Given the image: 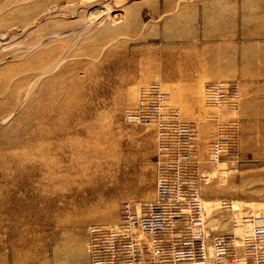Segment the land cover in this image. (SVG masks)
I'll return each mask as SVG.
<instances>
[{"label":"rangeland","instance_id":"obj_1","mask_svg":"<svg viewBox=\"0 0 264 264\" xmlns=\"http://www.w3.org/2000/svg\"><path fill=\"white\" fill-rule=\"evenodd\" d=\"M23 1L0 0V264H93L126 202L155 197L158 165L175 152L161 150L156 122L131 118L152 85L205 140L208 230L247 254L264 165L211 158L245 119L250 143L264 141L252 114L264 109V0ZM214 81L235 82L238 104L213 106ZM221 123L233 127L221 135Z\"/></svg>","mask_w":264,"mask_h":264},{"label":"built area","instance_id":"obj_2","mask_svg":"<svg viewBox=\"0 0 264 264\" xmlns=\"http://www.w3.org/2000/svg\"><path fill=\"white\" fill-rule=\"evenodd\" d=\"M209 91L215 107L225 101L238 104L235 82L214 81ZM167 100L168 93L152 85L142 91L131 118L156 122L161 150L172 149L175 156L158 165L155 197L127 201L121 220L93 243V264H234L243 260L264 264V214L252 218V242L246 244L245 255L237 251V236L208 230L200 184L203 173L192 159L198 146L196 126L182 120L178 109L165 110ZM230 127L219 124V134ZM220 142L212 146V160L222 158Z\"/></svg>","mask_w":264,"mask_h":264},{"label":"crops","instance_id":"obj_3","mask_svg":"<svg viewBox=\"0 0 264 264\" xmlns=\"http://www.w3.org/2000/svg\"><path fill=\"white\" fill-rule=\"evenodd\" d=\"M247 116H250V112L245 110ZM252 114L254 116H263L264 109L253 110ZM249 120H243L242 126H240V131L237 132L236 144L231 146L229 151L221 158V162L227 165H236L241 167V169H247L248 165H264V141L260 137L252 138L248 131ZM239 128V125H238ZM197 130V164L200 167V171H206L205 162L203 161V150H204V138L201 136L199 128L196 126ZM264 134V133H263ZM212 135V133H211ZM210 169V168H209Z\"/></svg>","mask_w":264,"mask_h":264},{"label":"bare ground","instance_id":"obj_4","mask_svg":"<svg viewBox=\"0 0 264 264\" xmlns=\"http://www.w3.org/2000/svg\"><path fill=\"white\" fill-rule=\"evenodd\" d=\"M24 1H25V0H24ZM24 1L22 2V5L20 4V5H21V8L18 7L19 9H22V8H25V7H29V5H24V3H25ZM112 1H113V0H112ZM82 3H83V2H82ZM113 4H114V3H113ZM101 6H102V5H101ZM106 6H107V5H106ZM3 7H4V6H3ZM57 7H58V6H57ZM102 7H103V6H102ZM111 8H116V7H110L109 5H108L107 7H105L106 10H110ZM98 9L100 10V7H99ZM105 9H104L103 12H106ZM121 9H122V8H121ZM55 10H56L55 8H50L49 12H48V13L46 12V14H47V15H48V14H51V13H53ZM122 10H123V9H122ZM108 12H109V11H108ZM106 13H107V12H106ZM106 13H105V14H106ZM99 14H100V13H99ZM99 14H97V15H99ZM97 15H96V16H97ZM116 15H117V14H116ZM118 15H119V14H118ZM118 15H117V16H118ZM42 16H43V15H42ZM93 16H94V15H93ZM99 16H100V15H99ZM103 16H104V15H103ZM94 17H95V16H94ZM120 18H121V17H119V19H120ZM90 19H91V18H90ZM114 19H116V17H115ZM92 20H93V19H92ZM101 20H102V19H101ZM117 20H118V19H117ZM117 20H116V21H117ZM34 21H35V20H34ZM31 24H32V23H31ZM0 38L3 39L4 36H1V35H0Z\"/></svg>","mask_w":264,"mask_h":264}]
</instances>
